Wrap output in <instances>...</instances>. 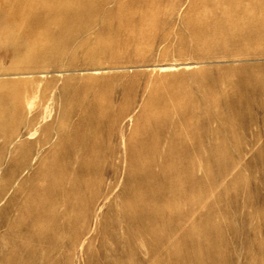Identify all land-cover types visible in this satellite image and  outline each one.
I'll return each instance as SVG.
<instances>
[{
	"label": "rangeland",
	"instance_id": "rangeland-1",
	"mask_svg": "<svg viewBox=\"0 0 264 264\" xmlns=\"http://www.w3.org/2000/svg\"><path fill=\"white\" fill-rule=\"evenodd\" d=\"M80 2L0 0V264H264L248 3Z\"/></svg>",
	"mask_w": 264,
	"mask_h": 264
},
{
	"label": "bare ground",
	"instance_id": "bare-ground-1",
	"mask_svg": "<svg viewBox=\"0 0 264 264\" xmlns=\"http://www.w3.org/2000/svg\"><path fill=\"white\" fill-rule=\"evenodd\" d=\"M243 1L247 2L248 4H247L246 8H243L238 13H236V16L246 20L247 24L245 25L246 26L245 30L247 32L251 33L252 35H255V37L258 39L264 40V0H229V3L232 5L235 3H242ZM25 2L28 5L27 10H30V12H32L35 15V19L37 21L41 20L43 17H41L39 15V13H37L38 9L34 8V6H37V5H40L43 3H49V4L56 5L57 8H55L54 11H52L51 13L61 15L63 18V21L65 23H69L71 18H73L71 16V14H69V11H68L66 5L68 3H76L77 5L79 4L78 6H80V3H81L80 0H25ZM22 12H24L23 8H22ZM82 15L80 14V12H78V14L75 16H76V18H79V19L84 17L85 18L84 20H86V19H89V17L92 16L93 13L87 14L86 12H84ZM9 17H11V16L6 15L5 17H2L0 19V34L5 33V32L10 33L12 31H14L15 29L19 28L17 17H12V18H9ZM47 22H48V20H47ZM47 22L45 21V23H47ZM4 24H8L9 26L5 27V26H3ZM44 27H46V26H44ZM47 32H49V30ZM79 35H80V33H79ZM45 44H47V43H45ZM47 46H49V45H47ZM61 46H64V45L62 44ZM29 60H31V59H29ZM95 109H97V108H95V107L92 108V110H95ZM134 208H130L129 210H127L126 214H127V216H129L131 218V224L133 225V227H135V228L138 227L139 233H140V235H142L144 230H145V228L141 225L142 215L143 216L146 215V216L151 218L154 214H156L157 209L151 210V209H142V208H138V209L135 208L134 209Z\"/></svg>",
	"mask_w": 264,
	"mask_h": 264
}]
</instances>
